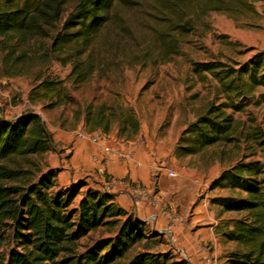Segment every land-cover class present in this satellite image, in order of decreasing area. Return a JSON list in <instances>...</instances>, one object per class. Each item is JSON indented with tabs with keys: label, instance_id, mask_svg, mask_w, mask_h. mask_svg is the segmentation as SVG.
Segmentation results:
<instances>
[{
	"label": "trees",
	"instance_id": "obj_1",
	"mask_svg": "<svg viewBox=\"0 0 264 264\" xmlns=\"http://www.w3.org/2000/svg\"><path fill=\"white\" fill-rule=\"evenodd\" d=\"M138 3L0 0L1 75L30 76L31 102L55 108L72 101L65 81L80 86L115 63L170 62L208 12L233 14L250 5L246 0H151L150 40L141 45L119 20L124 9ZM129 48L144 51L119 61ZM53 62L71 66L65 80L53 74ZM195 69L216 79L222 99L210 101L186 126L176 155L228 146L237 153L242 144L255 155L264 147V132L245 130L234 112L264 87V50L243 63L210 61ZM74 117L89 133L116 130L126 141L140 133L136 110L118 98L91 101ZM55 150L53 133L39 114L0 115V264H189L171 252L150 250L160 234L119 207L114 194L84 181L61 187L59 170L46 168V155ZM211 187L227 192L212 199L220 212L236 215L221 221L222 237L235 244L225 264H264V162L243 154ZM96 232L104 235L84 242Z\"/></svg>",
	"mask_w": 264,
	"mask_h": 264
},
{
	"label": "rangeland",
	"instance_id": "obj_2",
	"mask_svg": "<svg viewBox=\"0 0 264 264\" xmlns=\"http://www.w3.org/2000/svg\"><path fill=\"white\" fill-rule=\"evenodd\" d=\"M138 1L137 5L124 9L119 20H123V25L130 29L142 45L150 40L151 0ZM246 1L250 5L240 7L239 11L233 14L208 12L195 32L188 36L181 53L170 62L153 64L151 60L145 62L140 60L137 63L134 61L115 63L107 65L104 71L96 73L90 81L80 86L75 87L65 81L72 101L55 108H44L41 102L32 103L30 90L34 84L33 79L24 75L3 77L0 60V113L8 119H16L23 113L35 112L48 127L51 125L64 130H77L81 119L78 122L75 120L76 110H83L91 101L118 98L125 104L133 106L140 123L151 129V136H143L142 139L151 142L154 156L158 150L160 161L168 167L182 131L210 101L222 99L216 79L206 72L198 73L195 69L196 64L210 61L243 63L256 52L264 50L258 0ZM141 49L133 51L129 48L126 55L121 54L118 60L127 62L134 53L141 54L144 51ZM70 70L69 64L62 66L53 62L51 65L53 74L63 80ZM261 94H264V87L259 88L245 102L241 112H234L239 126L245 130L259 127L264 132V98ZM140 138L138 135L137 139ZM244 146L240 145L237 153L234 147L228 146L213 147L203 153L186 157H178L175 151V155L177 160L185 163L189 171L209 179L243 154L264 162V147H258L255 155H251V150L244 149ZM221 150H224L223 154L220 153ZM47 165L46 160V168ZM80 181L86 182L84 179ZM74 184L68 185L67 188ZM226 193L224 191L216 197ZM147 229L150 230L149 227ZM159 234L157 241L150 244L149 249L156 252H171L180 260L167 237ZM103 235L101 232L93 233L84 242L90 243ZM171 262H176V259H172Z\"/></svg>",
	"mask_w": 264,
	"mask_h": 264
},
{
	"label": "crops",
	"instance_id": "obj_3",
	"mask_svg": "<svg viewBox=\"0 0 264 264\" xmlns=\"http://www.w3.org/2000/svg\"><path fill=\"white\" fill-rule=\"evenodd\" d=\"M261 14V39L264 40V0H258ZM3 116V113H0ZM5 119L8 117L3 116ZM56 150L47 153V168L59 170L58 182L67 188L84 179L89 187L115 195V203L134 214L151 231L167 237L173 251L189 264H204L208 257L225 264L235 244L221 235V221L233 217L221 213L212 199L223 193L211 185L219 172L209 179L189 171L177 160L175 149L168 167L161 162L148 139L151 129L140 123L139 140L126 141L116 130L103 134L97 142L76 134L85 130L82 120L77 130L49 125ZM133 152V160L121 159L110 152ZM106 174L98 172L104 159ZM174 172L176 176L169 173Z\"/></svg>",
	"mask_w": 264,
	"mask_h": 264
},
{
	"label": "built area",
	"instance_id": "obj_4",
	"mask_svg": "<svg viewBox=\"0 0 264 264\" xmlns=\"http://www.w3.org/2000/svg\"><path fill=\"white\" fill-rule=\"evenodd\" d=\"M103 134L100 131L89 133L86 130H80V131L77 132L76 135L78 137H80V138H86V139H88V140H90L92 142H97L98 139L103 136ZM110 153L112 155L118 157V158H121V159H131V160H133V158H134L132 151H128V152L124 153L122 150L115 149V150H112ZM106 161H107V158L104 159V161L102 162L101 166L98 168V172L103 174V175L106 174V169H105V165H104V163ZM169 174L171 176H176V174L174 172H170ZM204 264H218V261H217V258L211 256V257H208L206 259Z\"/></svg>",
	"mask_w": 264,
	"mask_h": 264
}]
</instances>
